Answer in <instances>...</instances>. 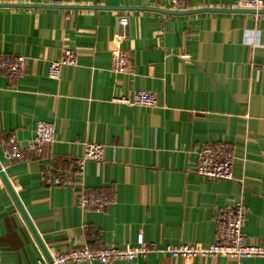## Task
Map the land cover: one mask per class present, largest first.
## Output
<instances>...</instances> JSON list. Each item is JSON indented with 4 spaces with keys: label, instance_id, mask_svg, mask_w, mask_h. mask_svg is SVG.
I'll return each mask as SVG.
<instances>
[{
    "label": "crops",
    "instance_id": "0c3cea01",
    "mask_svg": "<svg viewBox=\"0 0 264 264\" xmlns=\"http://www.w3.org/2000/svg\"><path fill=\"white\" fill-rule=\"evenodd\" d=\"M182 1L175 9L169 0H0L101 7L0 8V55L27 59L17 78L0 72V164L52 256L125 248L142 234L154 249L146 257L106 264H264L263 258L173 259L158 251L213 243L221 210L235 203L245 210V244H264V15L200 11L246 10L236 0ZM119 19L127 25L118 26ZM122 35L126 73L117 74L111 56ZM65 48L77 64L52 80L48 65ZM137 91L154 94L157 105L115 101ZM39 121L54 124V142L43 156L7 163L3 142L14 137L27 149ZM85 143L102 145V160L77 174L73 162ZM204 146L228 148L232 180L194 175ZM72 175L70 186L52 185ZM81 191L111 203L102 212L82 209ZM39 261L0 182V264Z\"/></svg>",
    "mask_w": 264,
    "mask_h": 264
},
{
    "label": "built area",
    "instance_id": "2783aa9c",
    "mask_svg": "<svg viewBox=\"0 0 264 264\" xmlns=\"http://www.w3.org/2000/svg\"><path fill=\"white\" fill-rule=\"evenodd\" d=\"M170 5L177 9L183 6L182 0H169ZM239 9L253 10L255 13L264 11V0H236ZM125 27L127 22L121 21ZM124 36L117 38V47L112 52L111 70L117 74L126 73V58L121 51L119 44ZM27 59L24 56L0 55V72L12 78L21 76L26 67ZM77 64L75 53L68 48L62 50V55L51 61L48 65L47 75L52 80H58L61 70L66 66ZM116 102L129 106H142L152 108L157 105L154 94L137 91L131 97H119ZM56 130L52 123L39 121L34 127V136L30 140L28 148L20 149L14 137L3 142V156L7 163H15L27 159L29 156H43L46 148L55 140ZM104 147L100 144L85 143L82 145V155L74 160L76 173L80 174L84 165L89 162H100L102 160ZM233 155L227 147L214 148L210 146L200 147L196 153V165L194 175L208 180H232ZM73 175L65 180L56 177L52 181L54 186H70ZM111 203L103 195L87 194L81 191L78 194L79 207L86 210L102 212ZM221 223L219 224L215 240L209 245H179L167 246L158 250L173 259L191 260L195 258L225 257L229 259H264L263 245H246L243 228L246 224L245 210L242 203H235L221 210ZM152 250L144 241L143 235L139 234L133 246L125 248H104L98 251H91L88 247L70 249L52 256L54 264L100 262L106 264L113 261H134L137 258L146 257ZM44 262V261H43ZM38 264H46L45 262Z\"/></svg>",
    "mask_w": 264,
    "mask_h": 264
},
{
    "label": "water",
    "instance_id": "95a60500",
    "mask_svg": "<svg viewBox=\"0 0 264 264\" xmlns=\"http://www.w3.org/2000/svg\"><path fill=\"white\" fill-rule=\"evenodd\" d=\"M2 7H8V8H30V7H35V8H42V7H49V8H61V9H79V8H101V7H71V6H60V5H51V6H41V5H21V4H0V8ZM110 9H115V8H110ZM119 8H117L118 10ZM134 10H157V9H152V8H133ZM159 11V10H157ZM200 11H230V12H246V13H252L255 14V11L253 10H215V9H204V10H200ZM200 11H189V12H185V11H181V12H173V11H164V10H160V12H165L167 14L170 15H186L192 12H200ZM257 14L259 15H264V11H259L257 12ZM120 20H118V26L120 24ZM0 182L2 184V186L4 187V189L7 191V193L9 194L11 200L13 201L18 213L20 214V216L22 217L25 225L27 226L30 234L32 235L36 245L38 246L42 257L45 261L46 264H54L52 255L49 253V251L47 250V248L45 247L43 241L41 240L40 236L38 235L34 225L32 224L31 220L29 219L23 205L21 204L18 196L16 195L9 179L7 178L5 171L3 169V167L0 164Z\"/></svg>",
    "mask_w": 264,
    "mask_h": 264
},
{
    "label": "trees",
    "instance_id": "16d2710c",
    "mask_svg": "<svg viewBox=\"0 0 264 264\" xmlns=\"http://www.w3.org/2000/svg\"><path fill=\"white\" fill-rule=\"evenodd\" d=\"M61 179L63 180L64 178L62 177Z\"/></svg>",
    "mask_w": 264,
    "mask_h": 264
}]
</instances>
